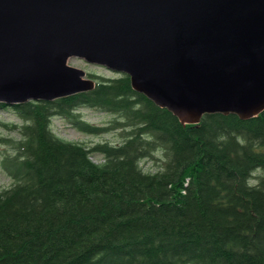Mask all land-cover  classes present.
Instances as JSON below:
<instances>
[{"label":"trees","instance_id":"trees-1","mask_svg":"<svg viewBox=\"0 0 264 264\" xmlns=\"http://www.w3.org/2000/svg\"><path fill=\"white\" fill-rule=\"evenodd\" d=\"M87 77L91 91L0 104L20 121L0 123L18 135L0 136L11 151L0 156L11 180L0 192V264H264V111L182 125L126 75ZM80 108L116 120L93 126ZM55 117L88 135L120 131L123 141L62 140ZM155 153L162 164L147 172L142 162Z\"/></svg>","mask_w":264,"mask_h":264},{"label":"water","instance_id":"water-1","mask_svg":"<svg viewBox=\"0 0 264 264\" xmlns=\"http://www.w3.org/2000/svg\"><path fill=\"white\" fill-rule=\"evenodd\" d=\"M126 75L182 125L264 111V0H0V104L52 102Z\"/></svg>","mask_w":264,"mask_h":264},{"label":"rangeland","instance_id":"rangeland-1","mask_svg":"<svg viewBox=\"0 0 264 264\" xmlns=\"http://www.w3.org/2000/svg\"><path fill=\"white\" fill-rule=\"evenodd\" d=\"M67 65L79 70H82L86 74H94L96 76L104 77V78H117L119 75L116 73H112L108 71L104 67L94 66L86 63L83 60L77 58H71L68 60ZM90 79V78H89ZM78 113L80 114L83 121L86 123L98 126V127H108L113 120H116V115L105 113L98 108H80L78 109ZM0 123L4 126H13L19 125L20 121L17 119L14 111L0 110ZM51 129L52 132L60 139L82 144L88 148H91L98 144L108 143L110 145H118L121 144L123 139L121 137L120 131H108L106 133L100 135H88L86 133L80 132L78 129L74 128L72 125L67 123L66 121L55 117L51 121ZM0 136L9 138V139H17L18 135L14 133V131H10L5 127L0 126ZM5 152L10 153L11 151L6 147H0V156ZM92 161L98 163L100 161V156L92 157ZM161 155L159 153H155L152 158L144 160L142 162V167L147 172H154L159 169L161 166ZM260 173H255L254 176H259ZM256 181L251 180V184H254ZM11 185V180L3 174L0 170V192Z\"/></svg>","mask_w":264,"mask_h":264}]
</instances>
